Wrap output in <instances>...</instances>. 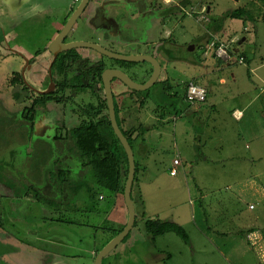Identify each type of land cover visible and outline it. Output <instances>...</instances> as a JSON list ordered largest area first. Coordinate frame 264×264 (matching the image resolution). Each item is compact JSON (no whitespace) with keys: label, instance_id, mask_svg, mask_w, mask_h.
Instances as JSON below:
<instances>
[{"label":"rangeland","instance_id":"obj_1","mask_svg":"<svg viewBox=\"0 0 264 264\" xmlns=\"http://www.w3.org/2000/svg\"><path fill=\"white\" fill-rule=\"evenodd\" d=\"M71 1L73 0H44L47 5L54 7V12H50V14L52 15V19L60 14V9L62 6L69 4ZM211 1L215 3L216 6H219V9L217 10L218 12H224L227 9L229 10V7L233 3V0ZM194 9L188 8L185 11H182V16H178L180 14H177L175 15V17H171V20L167 24L169 25V31L171 34L163 35V26L161 25V30L159 32L162 34V36L154 32V34H151L153 35L152 39H141L142 35L133 38L136 41H145L146 47L144 49L142 47V51H140L138 46L134 45L132 46V48L126 46L116 47L118 52L124 54H150V52H152V48H154L155 50L157 46H159L163 42L164 46L162 47V50L164 51H162V53L158 57L164 71L161 80L165 81V79L170 78L171 84L174 85V90H171V92L178 94L177 98L175 99V104H180L181 106H183L182 101L184 93L186 92L188 86L187 84L192 78L191 69L195 67V61H202V57L204 55L203 46L200 45L199 41H197L196 43V38H199V36H203V34L205 33L204 27L207 22H201L200 18L192 16L191 14L194 12ZM125 15L126 14H124L123 16ZM139 15L140 14H131V16L129 17V20L132 21L131 25L134 26L133 34H137L136 32L141 30V27L143 30L144 26L147 25L148 22V20H146V22L144 23L139 22ZM48 20H50V18L47 17L44 20V15L41 14L39 18L31 24V29L29 30V32H27L23 28L18 29L20 36L17 39L14 38L15 33L11 32L9 36V42L11 43L10 45L12 49L18 51L17 48L19 47L23 50L27 49L28 51H34L44 48L47 45L48 40L51 38V36H53L51 28H49V25L46 26L47 23H45V21ZM60 25H62V20ZM131 25H129V27H131ZM7 31L9 30L7 29ZM89 32L86 31L85 27L81 28L80 30L77 28L74 30V33L70 38H87ZM156 34L157 36H155ZM254 34L256 45H254L253 47H255L257 50H262L261 55H259L258 60H256V64L260 65L258 73L264 76L263 23L259 24V29ZM3 39H5V36L2 32V27H0V41ZM7 40L8 38L6 37L5 41ZM147 44L151 45L148 49ZM192 44L196 48L190 50V45ZM166 50H170L172 52V54H169L171 58L168 55H165ZM213 53L217 54L216 47H214V51L212 52V54ZM4 54L7 55L8 51L5 50ZM192 59L193 61L191 64L190 60ZM7 62L4 61L3 56H0V71L1 69H3V67L6 69H8V66L10 67V61L7 60ZM43 65L45 66L46 64ZM39 67L40 66H37L36 69L41 70V68ZM137 67L142 70L140 74L136 72ZM134 68L135 71L133 70L134 72L132 73V75L135 74V80L139 83H142L148 78V75L152 70V64L148 62H140L136 63ZM146 70L149 71L146 72ZM246 72L248 73V71ZM160 85V83L154 85L149 89V91L143 94L144 96H148V102L142 108V110H140L141 112H139L138 115H140L141 120L143 119L144 121H149V124H152L156 121H162L160 114L162 112V109L167 106V111L163 119L165 120V124L163 125L164 129L162 128L163 131L166 132L165 134L163 133L164 136L162 138H159V136H157V133H154L156 134V139L151 140L146 156L148 162L142 159L141 151H139L138 149L136 151V159L139 166V172L137 174L138 179L135 182V187L133 190L134 198H136L137 196L136 191L138 188V182H144L147 180L146 182L147 184H149V188L156 177L163 176L164 170L169 171V162L173 161L174 156L178 154L179 151L182 150V148L185 149L187 153H190L191 150V142H189L190 138H186L188 134H190V118L188 115H180L175 119V114H173L174 109L171 108L169 104H167L166 100L164 101V99H159L160 94L163 93V90H161L160 92ZM2 87H4V82L2 84L0 83V89ZM4 94L7 95V103L12 105L13 100L10 97V92H5ZM121 95L122 94H119V100H122ZM135 97L136 99L141 98V96L138 94H135ZM124 110L125 109H122V111ZM219 114L221 117L222 114ZM212 116L215 117L217 115L213 113ZM131 122H136V117L133 118V121ZM260 125L262 126V128L260 126L261 137L258 139L257 145L259 146L260 154L262 157L260 158V160L255 162V169H259L260 172L255 171V173L251 174H248L247 172H234L235 168H240L241 166H243L241 162L242 160L233 156L232 152L228 151V147L225 149L214 150L212 152V157L210 158L215 160V166L198 165L196 161H189L184 156L186 162H190L193 165V168H191L187 172V177H185L183 173H180L179 175V177H184V187H177V192H179L180 197L178 199L181 200L182 203L185 202L186 204H188L187 206H185V208L182 206L179 209L180 211H182L181 213L183 217L188 215L191 216L192 214L194 215L196 211L198 223L207 232L205 234L215 240L219 248L224 249V247H226V245L223 243V240L221 239V236H223L221 233H225L228 235L229 233H234L232 237L235 238H232V241L235 242H237L236 239H238V237L244 238L247 242L246 246H249L250 242L252 244L257 243L256 245H258L260 235V241H262L264 238V121L261 122ZM183 127L185 131L181 130V128ZM227 127L231 128V133H233L237 129L233 127L232 123L226 124L223 128ZM218 131V127H213L211 124L209 134L212 137V143L214 145L218 139ZM196 135V133L193 134V136L195 137ZM26 142H29L31 145L29 149L36 151L38 150L36 149L37 146H39L40 144L48 145V153H43L42 155L44 156H49L50 154L53 155L56 150L53 148L55 146L53 144V140L42 137H34L33 140L25 141H22L21 138H19L17 143V150L20 151L22 150V148L26 149L23 146ZM146 147L147 146H145V148ZM9 154L10 152H8L7 150V152L4 154V157L10 158ZM200 154H202V152L196 153V158H198ZM68 155L70 156V153ZM49 160V157L39 159L22 157L18 158L17 166L19 167L21 162L24 166V163L27 162L28 166H31L32 161H39V163L36 164L33 169L27 168L26 171L21 172H23L25 178H29L30 180H35V177L46 180L48 171L54 169L53 161ZM76 165H78V163H76ZM144 165L147 166L146 168L144 167V171L146 173L142 172V167ZM57 168L58 166L55 167L54 170L57 171ZM77 170L78 168L76 167V171ZM89 174H91L90 171ZM51 177H53V175H51ZM141 178L143 179L141 180ZM84 193V190L81 191L80 196H84ZM13 194V191L4 189L2 185H0V196H6L5 211L3 214L4 218L2 217L3 221H1L2 228L4 227L6 230L12 232H0V264H21V262H24L21 261V259L19 260L18 256L14 254V252L17 250L20 251L21 247L19 246V244H23L25 243V241L30 242L33 245L36 244V246L46 245V247L51 248L52 245L50 244V242L44 240L45 236H47V238L50 236H58L60 237V240H64L63 242H58L56 245H54V247L58 248L59 251L62 252L63 255H65L64 258L67 260V262H69V264H94V258L99 253L98 248L103 246L105 244L104 242L110 240L113 236V233L105 231L103 229L105 220L113 222L114 226L120 229L123 228L125 224H127L125 213L127 212L128 216V209L126 206L125 197L122 193L114 195L108 191H105L103 195H99L101 206L104 207V212L102 214H98L97 212L86 214V212L83 213V211L82 213L72 211L70 214H64L65 218H67L68 220L70 218H74L78 223L81 224L76 225L70 223H61L59 226H52L50 223L56 224V222H53L52 220L53 217H58L59 215H62V213L54 214L50 209L48 210L44 208L43 211H41L42 215H40L42 217H37L32 210L33 207L28 209V207L30 206H24L22 212V210H19L18 207L20 205L18 203V196ZM162 194H164V192H162ZM202 196H204L205 199L204 203L200 204ZM19 198H21V196ZM161 198L164 199L165 195ZM108 203L111 204V207L106 209ZM23 204L26 205L25 203ZM72 206L73 205L71 204L70 207ZM163 206L161 207L163 210L162 214L163 216H165L164 218H167V216H171V214H173V211L170 210L168 204L164 203ZM187 226L188 227H184L187 229L191 236L190 244L186 243L175 233L170 234V237L174 238V241L171 244L160 242L161 244L163 243V245L161 246H164V248L168 249L167 251H170L174 254V261L169 263L209 264L210 262H214V264H217L216 259L220 257V254L215 252V250L211 248V246L207 242L202 240V233L195 230L193 228V224L192 226ZM249 233H256V235L253 238L252 235H249ZM165 239H167V236ZM229 239L228 240L231 241V238ZM11 241H14L16 243V246L14 245V242ZM31 247L34 246L31 245ZM257 247L260 248L259 246ZM29 249L30 247L28 246L26 250ZM120 249L112 252L105 259L104 264H152L151 262L153 261L154 254L152 253V247H150V244L149 246L148 244L146 246V243L144 246L140 244V246L136 247L133 251L125 252L122 259L118 254ZM244 249L247 252L243 253V258H231L234 264H264V258L262 259L258 252L249 251L247 247H244ZM262 255L264 257V248H262Z\"/></svg>","mask_w":264,"mask_h":264},{"label":"crops","instance_id":"obj_2","mask_svg":"<svg viewBox=\"0 0 264 264\" xmlns=\"http://www.w3.org/2000/svg\"><path fill=\"white\" fill-rule=\"evenodd\" d=\"M145 5L146 9H144V12L154 14L152 20L154 24L147 29L150 39L153 38L151 34H154V32L162 36L159 32L161 25L163 26V35L171 34L169 25H167L171 17L166 16L163 18L164 11H162L163 8L170 5H173V9L176 12L175 15L180 14L178 16H182L183 10L195 8L191 15L200 18L201 22H207L204 27L205 33L203 36L196 38V43L199 41L200 45L203 46L204 55L202 61H195V67L191 69L192 78L189 83L193 82L207 87L208 99L205 102L191 104L187 101L184 93L188 105L185 104V101H182L183 106L175 104L174 107H171L174 109L173 114H175V119L180 115H188L190 118V134L186 137L187 139L190 138V153H187L182 148L174 156L173 161L169 162V171L164 170L162 177H156L150 186L151 188H148L149 184H147V180L138 182L137 196L134 198L137 208V224L131 231L130 238L119 245L116 250L122 248L119 252L117 251L122 259L125 252L133 251L140 244L143 246L145 243L146 246L150 244L152 253L154 254L151 263L170 264L169 262L174 261V254L167 251L168 249L161 245L165 242L171 244L174 241V238L170 237L172 232L158 236L156 244H153L146 229V222L148 220L170 219L185 227H188L187 225L192 226L193 224V228L202 233V240L207 242L215 252L220 254V257L216 259L217 264H234L231 258H243V253L247 252L244 247H247L249 251L258 252L263 259L262 248H264V238L260 241L261 235L258 245H256L257 243L252 244L249 241V246H246L247 242L244 238L238 237L236 239L237 242H235L232 241L235 238L232 237L234 233H229V235L221 233L223 235L221 239L226 247L224 249L219 248L215 240L212 237H208L205 234L207 232L198 223L196 211L194 215L182 216V211L179 208L182 206L185 208L188 204L182 203L178 199L180 197L177 187H184V177H179L180 173H183L187 177V172L193 168L190 162H186L184 156L189 161H196L198 165L215 166V160L210 158L212 157V152L227 147L233 156L242 160L243 166L235 168L234 172H247L248 174L255 173V171L260 172L259 169H255V162L262 157L257 141L261 137L260 123L264 121V76L258 73L260 65L256 64V60H258V56L261 55L262 50H257L253 46L256 45L254 33L258 31L260 23L264 24V0H233L229 10L227 9L224 12H218L219 6H216L211 0H146ZM49 7L51 6L46 7L45 4H40L39 6L37 2L34 3V0H0V27L5 30L6 28L8 29V26L11 28L14 26L13 29H15L14 19L18 20L17 17L19 15H21L22 19H25V17L37 15L39 10H43V13H50ZM241 7L246 9L244 18H228L225 20L222 30L215 32L217 19L227 11ZM138 20L144 23L143 21L146 19L139 15ZM135 43L141 44L143 49L146 47V44L141 42V40ZM220 43L228 46L227 54H224L222 57L216 53L212 54L214 47H217ZM31 53L33 51L27 52L29 55ZM241 58H244L245 61L241 62ZM192 61L193 59L190 60L191 64ZM213 113L217 116L213 117ZM219 113L222 114L221 117ZM228 123H232L233 127L237 128L233 133H231L230 127L223 128ZM164 124L165 120L156 121L152 124H149V121L141 120V127L145 131L137 149L141 151L144 161L148 162L146 156L151 140L156 139V134L154 133H157L159 138L164 136L166 132L163 131ZM211 124L213 127H218L219 130L215 145L212 143V137L209 134ZM181 130L185 131L184 127ZM140 131L139 129L138 133ZM194 132L197 134L196 137L193 136ZM145 146L147 147L145 148ZM196 148L198 152H202L199 155L200 158L198 157L199 159L196 158V153H198ZM178 157H180L182 164L177 166L178 173L173 175L172 170L175 168L174 160ZM144 167L146 168L147 166L144 165L142 167V172H145ZM164 195L165 198L162 199L161 197ZM204 199V196H202L200 204L204 203ZM164 203L168 204L170 210L173 211V214L167 216V218H164L165 216L162 214L163 210L161 206ZM125 214L127 223V212ZM249 235H252L254 238L256 233H249ZM166 236L167 239H165ZM59 238L58 236L44 237V240L50 242L52 245L51 248L46 247V245H37L39 246L37 247L36 244L33 245L25 241V245L19 244L21 249L20 251H15L16 253L14 252V254L18 256L19 260L24 261L21 264H69L64 258L65 255L58 248L54 247L58 242L64 241ZM229 238H231V241H229ZM160 242L163 243L161 244ZM14 245L16 246V243ZM31 245L34 247H31ZM28 246L30 249L26 250ZM95 259L96 257L94 258V263ZM209 264H214V262H210Z\"/></svg>","mask_w":264,"mask_h":264},{"label":"flooded vegetation","instance_id":"obj_3","mask_svg":"<svg viewBox=\"0 0 264 264\" xmlns=\"http://www.w3.org/2000/svg\"><path fill=\"white\" fill-rule=\"evenodd\" d=\"M82 1L83 0H73L69 4L62 6L60 14L55 16L54 19H52L50 13H43V10H39L38 14L33 15V17L29 16L22 19V17H20L21 15H19L17 17L18 20L14 19V25H16L15 29H13L14 26L12 28L8 26L9 31H7V28L5 30L2 29L5 39L0 41V56H3L5 62L9 60L11 65L10 67L8 66V69L3 67L0 71V83L2 84L4 82V87L0 89V109L5 114L17 116V120H19L20 123H23V121L26 122L29 130L31 129V133H28V130L25 128L22 131V135L27 137L26 140H33L34 137L51 139L56 149L53 155L50 154L49 156H45L53 161L54 169L58 166L57 171L54 169L48 171L46 180L39 177H35V180H30L29 178H25V175L21 172L26 171L27 168L33 169L38 161H32L31 166H28V162L24 163L25 166L22 162L19 167L17 166L18 158L30 157L37 159L42 156L41 151L39 153V151L29 149L31 146L29 142V146L26 149L22 148V150L18 151V138L10 144L8 148L6 147L0 152V185H2L4 189L13 191V195L18 196V203L20 204L18 206L19 210L21 209L23 212L24 206H30L28 209L33 207L32 210L37 217H42L40 215H42L41 211H43L44 208L50 209L54 214L61 212L62 215L72 212L70 209L71 204L80 208L79 201L76 200L75 195L69 194L66 183L57 180L59 179L58 174L61 169L65 170L66 168H70L67 167V165L70 164V156L68 155L69 152L64 141L72 140L71 131L80 127L83 123L99 125L102 122L105 123L106 121H110L112 124L109 114V101L105 78V72L107 70L110 72L114 70L124 72L135 80V74L132 75L135 71V62L111 58L93 48L72 49L64 51L58 56H55L54 53L51 52V44L64 29L72 14L78 9ZM145 1L146 0H90L88 6L85 8L66 39H64V42L67 43L73 40L90 41L98 43L112 52L123 55L130 54L118 52L116 49L117 46L132 48L133 45H139L138 47L141 51V44H136V40L133 38L140 35H142L141 39L147 38V29L154 24L152 23L154 14L144 12V9H146ZM35 2H37L39 6L40 4H45L46 7L50 6L47 5L44 0H34V3ZM49 10H51V13L54 12V7H49ZM162 11H164L163 18L166 16L175 17L176 12L173 9V5L163 8ZM133 13L140 14L144 19L148 20L147 25L144 26L146 28L142 30L141 27V30L136 32L137 34H133L134 26L131 25L132 21L129 20L131 14L134 15ZM41 14L44 15V20L47 17L50 18V20L45 21V23H47L46 26L49 25L53 33L47 45L42 49L34 50L31 55L27 54V49L23 50L19 47L17 48L18 51L12 49L11 43L9 42L11 32L15 33V39L20 36L18 29L23 28L29 32L31 24L37 20ZM124 14L126 15L123 16ZM61 20L62 25H60ZM146 20L143 22H146ZM16 21H18V23H16ZM129 25H131V27H129ZM83 27H85L86 31H90L87 38H70L75 29L78 28L80 30ZM6 37L8 38L7 41H5ZM148 38H150V36ZM143 43H145V41ZM150 46V44H147V49ZM163 46L164 43L162 42L155 50L152 48L150 54L159 60L158 57L162 51H164L162 50ZM193 49L194 45L192 44L190 45V50ZM5 50L8 51L7 55L4 54ZM43 64L46 65L44 66ZM37 66H40L39 68H41V70L36 69ZM136 69V72L140 74L142 70H140L139 67ZM148 71L149 70H146V72ZM163 72L162 67L161 76L155 84L157 85L160 83V87L162 86L161 82H163L161 80ZM152 73L153 66L148 78L142 83L149 80ZM110 88L114 96L118 124L129 140V134L126 135L125 132L129 131L130 105L133 104V99H136L135 94L139 95V93H135L136 90L131 89L127 83L117 77H111ZM5 92H10V97L13 100L12 105L7 103V95L4 94ZM142 92L145 93L146 91ZM119 94H122V100H119ZM142 96L143 95H141V97ZM183 101L188 105L185 96L183 97ZM29 109H31L32 112H28ZM122 109L125 110L122 111ZM26 114L29 116V119L25 118ZM138 116L140 118V115ZM116 136L118 137L117 134ZM7 150L10 152V158L4 157ZM5 166L6 169H4ZM71 167L73 168L74 166ZM51 175H53V177H51ZM20 196L21 198H19ZM5 197L6 196H0V213H2V217L5 211ZM3 228L0 229V232L10 233L9 230Z\"/></svg>","mask_w":264,"mask_h":264},{"label":"trees","instance_id":"obj_4","mask_svg":"<svg viewBox=\"0 0 264 264\" xmlns=\"http://www.w3.org/2000/svg\"><path fill=\"white\" fill-rule=\"evenodd\" d=\"M246 14L245 8H236L224 13L219 19L216 20L215 32H220L223 28L224 22L228 18H244ZM41 52V51H39ZM172 54L170 50L165 51V55ZM170 57V56H169ZM171 58V57H170ZM173 58V57H172ZM161 90L163 93L160 94L159 99L166 100L169 106L174 107L175 99L177 98V93H172L174 90V85L171 84L170 78H167L162 82ZM160 90V92H161ZM149 91V90H148ZM147 92V91H146ZM139 95H143L144 92H136ZM186 96V92H185ZM163 101V102H164ZM148 102V96H142L140 99H133V104L130 105L129 110V131L125 132L126 135L129 134V141L134 149L136 156V149L138 144L142 141V136L145 129L141 127V121L138 116L140 110ZM134 110V111H133ZM167 111V106L162 109V114H160L161 120L163 121L164 116ZM28 112H32L31 109ZM134 112V113H133ZM136 117V122L133 118ZM26 119L29 116L25 115ZM32 120V119H31ZM126 121V119L124 118ZM123 120V121H124ZM17 120V116L5 114L0 109V152L10 144H12L18 138L26 140L27 137L22 135L24 128L31 133L28 125L25 121L20 123ZM28 129H27V128ZM22 128V129H21ZM31 128V127H30ZM139 129L141 130L139 133ZM71 139L64 141L68 152L70 153L69 163L65 170H60L58 176V181L66 183L68 186L69 194H74L76 200L79 201L80 209L78 207H70L71 211L86 212V214L97 212L102 214L104 212V207L101 206V200L99 195H103L105 191H108L114 195L122 193L124 195L125 185L129 174V159L127 152L116 136L114 128L110 121L105 123L90 124L83 123L80 127L71 131ZM29 143L24 144V148H27ZM55 149V147H53ZM37 151H41V154L48 153V145L37 146ZM68 153V154H69ZM29 156V155H27ZM44 156V155H42ZM38 157L44 158V157ZM39 163V161H38ZM36 163V164H38ZM78 163V165H76ZM3 164V163H1ZM137 170L135 182L137 181V174L139 172V166L136 159ZM44 165V164H43ZM71 166H74L73 168ZM76 167L78 170L76 171ZM6 169V166L4 167ZM89 171L91 174H89ZM89 174V175H88ZM135 182L133 190L135 187ZM85 191L84 196H80L81 191ZM133 196V192H132ZM134 199V197H133ZM111 204H107V208H110ZM61 210V207H60ZM61 213V212H60ZM53 222L50 223L52 226H59L61 223L70 224H81L78 223L76 219L70 218L69 220L65 218V215H59L58 217H53ZM2 213H0V229L2 228ZM137 224V223H136ZM135 224V226H136ZM96 227V226H94ZM124 228V227H123ZM123 228H118L114 226V223L105 220L104 230L113 233L116 236ZM146 229L150 235L153 244H156V239L158 236L165 235L167 233H175L181 237L186 243H191V236L187 229L180 223L170 220V219H152L146 222ZM9 232V231H8ZM10 233H12L10 231ZM131 236V233L126 237L124 242H126ZM111 238V239H112ZM110 239V240H111ZM104 242L105 244L98 248V252L110 241ZM14 242V241H11ZM123 242V243H124ZM15 243V242H14ZM26 243V242H25ZM25 243H23L25 245Z\"/></svg>","mask_w":264,"mask_h":264},{"label":"water","instance_id":"obj_5","mask_svg":"<svg viewBox=\"0 0 264 264\" xmlns=\"http://www.w3.org/2000/svg\"><path fill=\"white\" fill-rule=\"evenodd\" d=\"M89 2L90 0H83L81 5L78 7V9L72 14L71 18L65 25L64 29L59 33V35L55 38V40L51 44L50 46L51 52H53L55 56H58L60 53L72 49L93 48L111 58L126 60L135 63L148 62L151 63L153 66V73L150 76L149 80H147L145 83H139L121 71L114 70L110 72L109 70H107L105 72L108 101H109V114L115 133L118 135L120 141L122 142L127 152L129 159V174L124 191L125 202L128 209L127 224L125 225L123 230H121L116 236H114L97 254L94 264H104L105 259L112 252H114L119 247V245H121L124 242L126 237L131 233V231L135 227L137 220V208L132 196L133 186L136 177V170H137L136 156L130 141L124 135L117 121L114 96L110 88L111 77L112 78L117 77L122 79L133 90L140 92L147 91L158 82L162 73V65L155 56L148 53H133L130 55H123L120 53L112 52L98 43L85 41V40H73L65 43L64 39H66L73 26L76 24L79 17L84 12L85 8L88 6Z\"/></svg>","mask_w":264,"mask_h":264},{"label":"built area","instance_id":"obj_6","mask_svg":"<svg viewBox=\"0 0 264 264\" xmlns=\"http://www.w3.org/2000/svg\"><path fill=\"white\" fill-rule=\"evenodd\" d=\"M216 48L218 49L217 50L218 56L222 57L224 54L226 55L228 52V46L224 43H220ZM244 61H245L244 58H241V62H244ZM186 99L191 104L205 102L208 99V88L203 85H199V84L191 82L188 84L187 89H186ZM181 164H182V161L180 157L174 160L175 168L172 170L173 175H176L178 173L177 166Z\"/></svg>","mask_w":264,"mask_h":264}]
</instances>
